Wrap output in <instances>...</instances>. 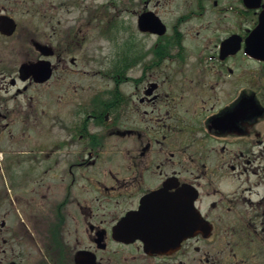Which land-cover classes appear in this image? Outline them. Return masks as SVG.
Returning a JSON list of instances; mask_svg holds the SVG:
<instances>
[{
    "label": "flooded vegetation",
    "instance_id": "af4514ba",
    "mask_svg": "<svg viewBox=\"0 0 264 264\" xmlns=\"http://www.w3.org/2000/svg\"><path fill=\"white\" fill-rule=\"evenodd\" d=\"M0 264H264V0H0Z\"/></svg>",
    "mask_w": 264,
    "mask_h": 264
}]
</instances>
